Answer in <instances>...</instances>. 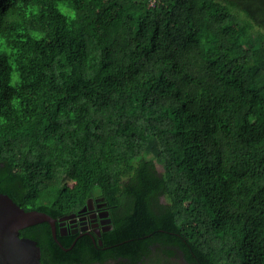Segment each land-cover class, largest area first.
Wrapping results in <instances>:
<instances>
[{"label": "trees", "instance_id": "trees-1", "mask_svg": "<svg viewBox=\"0 0 264 264\" xmlns=\"http://www.w3.org/2000/svg\"><path fill=\"white\" fill-rule=\"evenodd\" d=\"M151 1L0 0V193L102 198L85 264H264V0Z\"/></svg>", "mask_w": 264, "mask_h": 264}, {"label": "water", "instance_id": "water-1", "mask_svg": "<svg viewBox=\"0 0 264 264\" xmlns=\"http://www.w3.org/2000/svg\"><path fill=\"white\" fill-rule=\"evenodd\" d=\"M98 204V208L106 207L103 199ZM95 207L94 199H89L78 212V215ZM76 214L55 219L50 215L37 210L26 211L19 206L9 195L0 193V264H42L41 249L37 242L26 237H21L20 232L26 228L48 223L51 227L52 235L56 239L58 227L61 232L66 229V222L70 221L74 225ZM103 219V231H110L111 224L110 212L104 211L100 214ZM63 228V229H62Z\"/></svg>", "mask_w": 264, "mask_h": 264}, {"label": "flooded vegetation", "instance_id": "flooded-vegetation-1", "mask_svg": "<svg viewBox=\"0 0 264 264\" xmlns=\"http://www.w3.org/2000/svg\"><path fill=\"white\" fill-rule=\"evenodd\" d=\"M91 199V198H90ZM101 198H95V207L92 210L86 211L81 215L76 214L74 225L70 223V221L66 222V229L61 232V228L58 227V232H60L62 239H58V237L54 240L56 241L57 245L60 247L61 250H64L62 253L61 258H54L50 261V264H85L86 260H89V248L86 249H78L79 243L85 239L89 240L90 238L96 243V238L101 237V233L104 232L103 228L105 226L102 225L103 219L100 217V214L104 211L110 212V219H111V211L106 205L104 208H98V204L101 203V201H97ZM104 202V201H103ZM86 204V203H85ZM74 215V214H73ZM112 223V219H111ZM63 229V228H62ZM107 232V231H106ZM71 237H77L76 241L71 247H67L64 244V241L69 240ZM100 245H103V242L99 241ZM104 252H107V248H104L103 251L96 250L95 249V255L103 254ZM109 262L114 261H107L105 264H108ZM94 264H100V263H94Z\"/></svg>", "mask_w": 264, "mask_h": 264}, {"label": "rangeland", "instance_id": "rangeland-1", "mask_svg": "<svg viewBox=\"0 0 264 264\" xmlns=\"http://www.w3.org/2000/svg\"><path fill=\"white\" fill-rule=\"evenodd\" d=\"M1 49H2V51L4 52V53H9V54H11L12 53V51L9 49V48H7V46L5 45V44H2L1 45ZM157 168L159 169V170H162V166H161V164L160 163H158L157 162ZM43 203H46L45 201H44V199L43 200H41ZM174 264H184V261H182V260H175L174 262H173ZM108 264H114L113 262H109Z\"/></svg>", "mask_w": 264, "mask_h": 264}, {"label": "built area", "instance_id": "built-area-1", "mask_svg": "<svg viewBox=\"0 0 264 264\" xmlns=\"http://www.w3.org/2000/svg\"><path fill=\"white\" fill-rule=\"evenodd\" d=\"M156 1H157V0H152V1H151V6H154L155 3H156Z\"/></svg>", "mask_w": 264, "mask_h": 264}]
</instances>
